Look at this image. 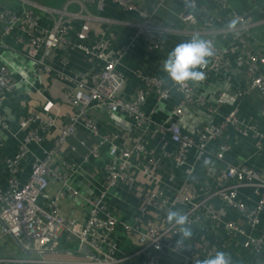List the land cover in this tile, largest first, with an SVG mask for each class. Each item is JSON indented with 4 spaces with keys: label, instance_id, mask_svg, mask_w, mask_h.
Wrapping results in <instances>:
<instances>
[{
    "label": "built area",
    "instance_id": "built-area-1",
    "mask_svg": "<svg viewBox=\"0 0 264 264\" xmlns=\"http://www.w3.org/2000/svg\"><path fill=\"white\" fill-rule=\"evenodd\" d=\"M75 1L81 5L85 2L93 3L98 10L103 9L106 2ZM111 1L139 15V19L132 22L134 29L128 42L123 47L111 48L109 39L104 37V31V36L90 44L78 42L77 46L99 68L91 72L89 83L80 78L74 88L66 90L67 101L76 107V110L70 114L68 121L58 128L52 145L45 150L44 156L31 162V169L24 181L19 180L20 160L29 151L28 143H38L42 137L41 131L48 132L55 123V117L32 108L22 121L21 128L25 129V134L18 140L17 153L6 154L1 158L7 165L8 177L6 185H0V234L10 233L30 254L23 257L0 256V264H160L163 255L170 251L182 253L188 264H199L212 257L217 247L204 238L196 240L192 251L186 254L185 241L181 245L176 244L178 229L167 222L170 209L187 214L191 224L207 221L216 226L222 225L229 238L236 234L243 235L242 245L250 252L263 251L264 234H250L239 220H245L252 227L260 222V214L264 209V165L255 167L246 162L232 163L226 160L225 152L229 144L225 131L227 127L232 126L239 131L249 132L254 137L255 147L260 149L263 146L264 130L252 117L249 120H241L236 108H232L223 115L220 122H207L196 126L194 134H191L182 129L172 114L180 115L183 104L187 102L203 106L209 112H217L218 103H208L197 94L195 86L190 82L187 87L180 88L172 81L167 83L158 76L145 73H139L145 82V88H139L134 95L127 97L121 91L125 77L117 68L119 57L127 52L138 37L148 49H161L170 33L183 30L194 35L201 32L203 35L200 37L212 41L215 49L208 65L202 69L205 80L213 71L225 69V48L216 42V38L219 33L228 32L232 37L231 46L241 49L240 59L245 71V83L238 95L256 90L264 99V44L246 47L242 32V29L251 26L254 20L246 12L234 10L222 23L218 15L210 13L204 17L202 10L207 13L209 10L205 5L198 4V0H183V8L177 15L185 23V28L180 29L175 24L156 18L153 11L143 8L137 0ZM215 1L222 8L228 6L227 0ZM249 1L257 4L256 0ZM161 2L162 0H159L158 4ZM256 6L264 13V0ZM66 15L64 8L57 10L53 25L46 28L38 25V17L31 10L26 9L17 14L7 8H0L3 33L11 32L16 25H24L28 34L25 53L32 59L36 69L46 71L51 69L50 64L45 61L47 52L66 40L70 28L66 23ZM262 19L264 20V15ZM198 21H202V28H191L195 24L198 25ZM62 60L65 61V58L62 57ZM15 83L7 65L0 63V91L4 93L12 90ZM172 88L181 92L180 102L173 106L172 114L167 120L153 121L142 107L148 93L153 91L157 100L163 101L170 97ZM90 107H103L111 113H126L132 122L133 140L129 146L124 142L113 141L117 136L115 132L100 137L98 145L104 141L109 142L111 159L104 165L103 187L96 196L87 198L90 206L85 219L81 221L61 215L58 205V198L64 194V187L69 194L79 195L78 189L69 185L70 173L75 170V164L63 161L64 169L56 167L53 170L50 161L52 154L67 143V137L76 132L80 120L91 133L98 132L96 119L89 113ZM0 129H8L1 112ZM151 135L159 136L158 145L149 144L148 136ZM212 140L217 141V149L214 151L208 148V143ZM98 145L85 153L83 158L88 160L91 155L97 156ZM192 149L195 150V155L204 161L206 173L201 183L195 173L194 164L188 161ZM162 157L168 159L174 167L182 169L184 178L173 193H169L167 187L158 186L139 194L138 214L135 216L137 224L129 226L121 222L127 232L137 233L139 245L131 252L119 253L117 241L113 236L118 220L107 208V193L118 182L123 183L128 191H134L137 176L140 173L151 175L154 169L161 166ZM50 175H56L61 186L54 197L44 200ZM247 187L257 194V200L252 205H248L240 197L241 190ZM41 199L43 202H40ZM215 199L219 200L221 205H217ZM231 208L239 213L240 218L234 220L226 217L228 209ZM138 224H143L146 228L141 230ZM62 238L74 240L77 248L84 252V256L79 260L46 256V252L58 248ZM136 257L139 259L136 260Z\"/></svg>",
    "mask_w": 264,
    "mask_h": 264
},
{
    "label": "crops",
    "instance_id": "crops-1",
    "mask_svg": "<svg viewBox=\"0 0 264 264\" xmlns=\"http://www.w3.org/2000/svg\"><path fill=\"white\" fill-rule=\"evenodd\" d=\"M137 1L143 8L153 11L156 18L165 23L175 24L180 29L185 28V23L177 15L183 8V0H162L161 4H158L159 0ZM197 2L205 5L209 10V13L202 10L204 17L210 13L218 15L222 23L226 21L231 11L246 12L254 23L242 29L246 40L244 45L258 47L264 44V20L262 19L264 13L259 6H256L262 4V1L256 0L255 5L249 0H227L228 6L225 8L219 6L215 0H198ZM82 5L75 0H0V8H7L17 14L26 9L31 10L38 17V25L46 28L53 25L57 10L64 8L67 12L66 23L70 25L65 42L47 52L45 61L50 64L51 69L46 71L36 69L32 59L25 53L28 34L24 25H16L11 32L4 34L3 24L0 22V63L7 65L16 82L12 90L4 93L0 91V112L4 115L8 127V129H0L2 141L0 185L2 186L7 183L8 168L1 158L6 154L17 153L18 140L25 134V129L21 128V124L30 110L37 108L41 112L53 115L55 123L48 132L41 131L42 137L38 143H28L29 151L20 160L19 180L21 182L28 175L31 162L35 158L44 156L45 150L51 147L58 128L66 123L70 114L76 110V107L67 101L66 90L74 88L80 78H84L89 83L91 72L99 68L97 64L88 59L77 43L90 44L105 35L104 37L109 39L111 48L123 47L134 29L132 22L139 19L135 11L123 9L111 0H106L101 10H98L93 3L85 2ZM201 23L202 21H198V25L195 24L196 26L191 28L200 29L202 28ZM103 31L104 35H102ZM196 34L203 35L201 32ZM192 36L193 33H186L183 30L170 33L166 36L161 49H148L143 40L138 37L127 52L119 57L117 63V68L125 77V83L121 87L122 93L130 97L137 89L145 88V82L139 73L155 75L170 83L171 80L162 71L163 61L178 43L186 42ZM231 38L228 32L219 33L216 38V42L225 48V69L213 71L209 77L198 84L190 82L195 86L197 94L206 99L208 103L219 104L217 112H209L203 106L187 102L183 104L180 115L172 114L171 109L182 98L181 92L172 88L170 97L163 101L157 100L153 91L148 93L142 107L150 114L153 121H165L172 114L184 131L194 134L196 126L207 122L218 123L223 119L224 114L236 108L241 120H249L252 117L264 130V99L256 90L249 91L242 96L238 95V91L245 83V71L240 59L241 49L231 46ZM89 113L96 119L98 132L91 133L80 120L76 132L67 137V143L52 154L50 161V167L53 170L56 167L64 169L63 161L75 164V170L70 173L69 185L78 189L79 195L69 194L64 187V194L58 198V205L61 215L81 221L85 219L90 206L87 198L96 196L103 187L104 165L111 159L110 144L104 141L98 145L100 137L106 133L115 132L117 136L113 141L124 142L129 146L133 140L132 122L126 113L122 111L111 113L103 107H90ZM32 126L35 125L32 124ZM225 133L229 144L225 152L226 160L232 163L246 162L255 167L264 165V140L263 146L257 149L254 145V137L249 132L245 133L229 126ZM158 137V135L148 136L149 144L158 145ZM95 145H98V155H91L88 160H85L84 154ZM208 148L211 151L216 150L217 141H210ZM188 161L194 164L195 173L201 183L206 173L203 159L197 157L195 150L192 149ZM160 162L161 166L154 169L151 175L140 173L137 176V186L134 191H128L123 183L118 182L107 193V208L118 220L113 236L117 241L119 253L131 252L139 245L137 233L127 232L121 224V222L129 226L137 224L135 216L138 214L139 194L158 186L167 187L169 193H173L184 178L183 170L174 167L168 159L162 157ZM60 186L59 178L56 175H50L44 200L54 197ZM240 197L248 205L254 204L257 200V194L250 187L242 189ZM40 202L43 200L41 199ZM215 203L221 205L216 199ZM226 217L234 220L240 218L239 213L232 208L228 209ZM239 222L250 234L263 235L264 209L260 214V222L255 226L248 225L243 219ZM138 228L143 230L146 227L138 224ZM192 231L191 239L185 241L187 244L185 254L192 251L196 240L204 238L217 247L215 253L222 251L229 254L232 264H264V250L257 253L250 252L242 245L243 235L236 234L233 238H229L222 225L216 226L207 221L197 222L192 224ZM215 253L212 256H215ZM29 254L30 252L10 233L0 234V256L23 257ZM45 255L79 260L84 256V252L77 248L74 240L62 238L58 248L46 252ZM138 259L139 257H136V260ZM14 264L24 263L15 262ZM160 264H188V261L182 253L170 251L163 255Z\"/></svg>",
    "mask_w": 264,
    "mask_h": 264
},
{
    "label": "clouds",
    "instance_id": "clouds-1",
    "mask_svg": "<svg viewBox=\"0 0 264 264\" xmlns=\"http://www.w3.org/2000/svg\"><path fill=\"white\" fill-rule=\"evenodd\" d=\"M215 52L213 42L194 34L190 40L178 43L167 58L163 61L162 71L167 77L180 88H185L188 83L198 84L205 78L202 71L213 57ZM167 222L178 229L177 245L190 240L193 231L192 224L187 214L178 210H169L167 213ZM199 264H232L229 254L217 251L215 256L208 257Z\"/></svg>",
    "mask_w": 264,
    "mask_h": 264
},
{
    "label": "rangeland",
    "instance_id": "rangeland-1",
    "mask_svg": "<svg viewBox=\"0 0 264 264\" xmlns=\"http://www.w3.org/2000/svg\"><path fill=\"white\" fill-rule=\"evenodd\" d=\"M257 1L261 2V1H263V0H257Z\"/></svg>",
    "mask_w": 264,
    "mask_h": 264
}]
</instances>
